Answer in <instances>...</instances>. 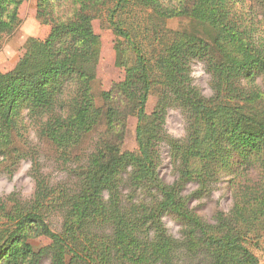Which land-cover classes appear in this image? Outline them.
<instances>
[{
    "label": "trees",
    "instance_id": "16d2710c",
    "mask_svg": "<svg viewBox=\"0 0 264 264\" xmlns=\"http://www.w3.org/2000/svg\"><path fill=\"white\" fill-rule=\"evenodd\" d=\"M26 1L0 0V43L19 29ZM248 2L264 6V0H37L48 38H30L15 68L0 72V169L21 159L17 146L28 122L64 158L100 136L77 188L53 186L38 172L30 202L0 201V264H40L44 255H52L51 264H175L179 258L260 264L250 246L264 233V37ZM101 7L117 36L115 64L125 79L102 92L98 104L93 86L101 39L93 22ZM180 18L195 28L168 29L169 20ZM194 61L211 77L210 98L194 85ZM153 93L158 102L149 115ZM170 108L184 113V140L165 130ZM132 117L134 152L124 149ZM163 143L178 170L172 185L158 174ZM224 174L262 181L239 186L230 213L208 223L190 208L185 188L196 182L192 196H198ZM125 181L152 198L124 205ZM51 212L63 216L61 233L47 223ZM168 215L181 223L180 239L164 225ZM40 237L52 244L36 252L31 241Z\"/></svg>",
    "mask_w": 264,
    "mask_h": 264
},
{
    "label": "rangeland",
    "instance_id": "374dc122",
    "mask_svg": "<svg viewBox=\"0 0 264 264\" xmlns=\"http://www.w3.org/2000/svg\"><path fill=\"white\" fill-rule=\"evenodd\" d=\"M247 7L257 17L259 23V37H264V21L262 23L264 6L256 2H248ZM101 19H95L93 22L94 32L101 39V58L97 70V80L93 86L97 103L101 104L100 94L109 92L112 88L124 81L125 71L116 66L115 46L117 36L114 29L110 26L107 17V10L103 7L99 9ZM70 12V9H69ZM21 25L12 35L5 37L0 43V72L6 73L15 68L17 63L25 53V46L30 38L45 41L51 31L49 26L41 24L37 19V0L26 1L19 9ZM167 27L173 31H184L194 29L195 25L185 18L173 19L167 22ZM198 32H202L199 28ZM192 79L194 85L203 94L204 97L213 96L211 88V77L207 73L205 64L200 61H194L192 64ZM158 102V95L153 93L148 100L147 113L151 115ZM58 114H62L61 106L56 108ZM137 120L130 118L128 121V131L125 139L124 149L134 152L137 150L136 143ZM165 130L169 136L181 141L187 137L188 125L184 113L179 109L170 108L167 112ZM99 133L91 138L77 149L69 158L61 157L59 152L47 142L39 133L38 125L26 123V128L22 132L17 146L20 152V158L15 165L10 164L0 169V201L9 207L15 202H30L36 191V173L47 180L53 186L77 188L78 174L84 165L88 152L93 149L99 138ZM161 162L158 169L160 179L164 184L172 185L178 179V170L172 161L171 148L168 144L160 146ZM260 176H241L239 179L235 175H221L220 180L215 182L205 193L198 196L195 194L199 187L196 182H190L186 185L184 196L189 198L190 208L197 213L204 221L214 223V217L217 213H230L233 209L237 191L242 184H248L251 181H262ZM122 201L124 205L131 206L145 199H151L152 196L135 190L127 181L121 187ZM47 223L54 233H61L63 229V216L61 213L51 212L47 215ZM181 223L174 216L164 217V225L169 234L176 239L181 236ZM36 252L47 248L52 241L47 237L36 238L31 241ZM251 251L258 257L260 264H264V233L258 240H254L250 246ZM205 259H199L195 263L206 264ZM52 255L42 258L40 264H51ZM175 264H192L187 258Z\"/></svg>",
    "mask_w": 264,
    "mask_h": 264
}]
</instances>
